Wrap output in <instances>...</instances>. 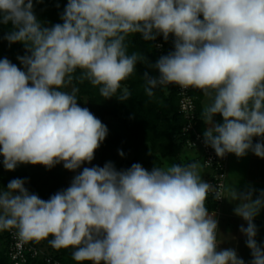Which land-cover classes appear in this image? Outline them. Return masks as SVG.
Segmentation results:
<instances>
[{
  "label": "clouds",
  "instance_id": "9594fccd",
  "mask_svg": "<svg viewBox=\"0 0 264 264\" xmlns=\"http://www.w3.org/2000/svg\"><path fill=\"white\" fill-rule=\"evenodd\" d=\"M43 2L0 0V25H10L0 39L25 53L16 57L22 67L0 58V157L7 171L62 164L75 175L46 200L27 178L0 186V231L72 248L77 264H245L235 248L220 247L211 193L235 202L248 264H264L254 223L264 189L229 186L225 195L202 178L198 161L155 162L151 170L138 162L92 165L108 128L81 106L76 86L87 82L104 100L125 102L131 92L123 82L143 65L155 73L142 75L148 97L176 85L207 98L202 138L218 158L264 159V0H67L61 23L51 25L36 15ZM136 35L171 37L173 48L152 63L129 51Z\"/></svg>",
  "mask_w": 264,
  "mask_h": 264
},
{
  "label": "trees",
  "instance_id": "16d2710c",
  "mask_svg": "<svg viewBox=\"0 0 264 264\" xmlns=\"http://www.w3.org/2000/svg\"><path fill=\"white\" fill-rule=\"evenodd\" d=\"M66 2L67 0H44L43 3H36L34 9L41 21L49 25L61 23L59 14ZM9 30L10 25H0V36ZM156 44H161L162 48H156ZM172 48L171 37L168 42L162 37H158L155 42H144L136 35L131 38L129 51H140L149 61L155 63L161 55L167 54ZM24 54L23 45L17 43L9 46L6 40L0 39V58L7 57L22 67L16 57ZM146 70L155 74L151 69L137 65V72L123 82L131 92L130 99L125 102H120L115 97L104 100L98 89L87 82L76 85L80 89L77 95L81 106L89 108L108 128L105 141L96 151L101 166L107 161H112L117 169H121L138 162L151 169L155 162L162 166L164 158L178 157L187 148L186 138L182 136L186 119L179 110L180 97L177 89L157 88L155 96L148 97L144 92L142 79ZM192 95L196 103L197 128L203 133L205 125L200 119V113L205 97L197 89L192 90ZM118 150L124 152V157L118 154ZM71 174L72 172L64 169L62 164L51 170L41 165H20L15 171H7L3 164H0V186L6 187L14 178H27L29 182L26 186L29 190L46 200L52 194L69 186L73 177ZM208 197L211 208L216 209L217 203L213 196ZM30 242L38 247L47 245L48 248L45 255L29 256L26 264H50L48 257L63 264H77L72 259V248L56 250L49 245L48 240ZM9 244L8 233L0 231V264H14L9 253Z\"/></svg>",
  "mask_w": 264,
  "mask_h": 264
},
{
  "label": "crops",
  "instance_id": "0c3cea01",
  "mask_svg": "<svg viewBox=\"0 0 264 264\" xmlns=\"http://www.w3.org/2000/svg\"><path fill=\"white\" fill-rule=\"evenodd\" d=\"M206 99L207 98L205 97L203 105L205 104ZM215 119L217 121L222 120L219 116H216ZM184 151L185 149L178 157L164 158L162 166L166 167L174 163L184 165L193 161H198L201 164L200 173L202 178L208 181L211 171L205 167L202 156H195L190 152ZM229 186H237L240 190H244L246 186H252L257 190L264 189V159L255 156L251 152L242 158H237L234 154H231L227 170L226 189ZM207 206L210 210H214L216 213V210L211 208L209 197L207 200ZM234 207L235 202H229L225 199L222 205L221 214L218 215L216 213L219 222V239L223 240L220 247L235 248L238 255L245 260V264H248L251 260L250 250L245 245L246 238L239 232V226L241 224L246 226V222L234 215ZM254 223L258 228L256 239L259 243L264 244V210H261V213L255 218Z\"/></svg>",
  "mask_w": 264,
  "mask_h": 264
},
{
  "label": "built area",
  "instance_id": "2783aa9c",
  "mask_svg": "<svg viewBox=\"0 0 264 264\" xmlns=\"http://www.w3.org/2000/svg\"><path fill=\"white\" fill-rule=\"evenodd\" d=\"M159 48L161 49L162 47ZM172 87L177 89L180 97L179 110L186 119V124L182 134V136L186 138V146L188 148L198 150L201 153L205 167L211 171L208 182L218 187L226 195L227 170L231 154H228L226 157L221 159L215 155V152L211 147L205 146L202 133L197 128L196 103L195 98L192 95L193 89L181 90L176 85H170L163 88ZM0 164H2V157H0ZM209 196H212V194L210 193ZM224 200L225 199L216 201L217 208L215 210L218 215L222 212ZM6 232L9 235V253L14 264H26L29 256L38 257L45 255V252L41 247L35 246L31 242H24L20 240L16 235L15 229L7 230ZM48 262L50 264H63L59 261H54L50 257H48Z\"/></svg>",
  "mask_w": 264,
  "mask_h": 264
},
{
  "label": "rangeland",
  "instance_id": "374dc122",
  "mask_svg": "<svg viewBox=\"0 0 264 264\" xmlns=\"http://www.w3.org/2000/svg\"><path fill=\"white\" fill-rule=\"evenodd\" d=\"M206 103H208V100L207 99L205 101V104ZM184 152H190V153L194 154L195 156H197V155H200L201 156V153L198 150H195V149H192V148H188V147L185 148V151ZM92 165H99L100 166V162H99V159H98L96 153H95V159L92 161ZM92 165H85V166H92ZM146 169L151 170L150 168H146ZM74 175H75V173L72 172V176H74ZM41 248L45 252L47 250L48 246L46 245V246L41 247Z\"/></svg>",
  "mask_w": 264,
  "mask_h": 264
}]
</instances>
